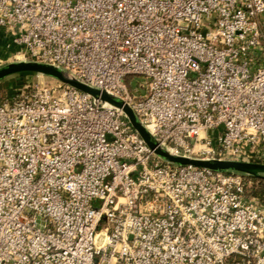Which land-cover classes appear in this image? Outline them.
I'll list each match as a JSON object with an SVG mask.
<instances>
[{
  "label": "built area",
  "instance_id": "2783aa9c",
  "mask_svg": "<svg viewBox=\"0 0 264 264\" xmlns=\"http://www.w3.org/2000/svg\"><path fill=\"white\" fill-rule=\"evenodd\" d=\"M0 32L169 152L264 164V0H0ZM253 185L58 82L0 101V264H264Z\"/></svg>",
  "mask_w": 264,
  "mask_h": 264
},
{
  "label": "water",
  "instance_id": "95a60500",
  "mask_svg": "<svg viewBox=\"0 0 264 264\" xmlns=\"http://www.w3.org/2000/svg\"><path fill=\"white\" fill-rule=\"evenodd\" d=\"M21 73H32L45 76L58 83L71 87L94 99L108 103L121 110L131 129L137 133L143 143L162 161L175 166H192L217 173H235L249 178L264 180V164L231 159H204L177 155L163 148L150 132L141 124L132 109L120 99L103 90L82 83L62 68L38 61L18 60L0 66V81Z\"/></svg>",
  "mask_w": 264,
  "mask_h": 264
},
{
  "label": "rangeland",
  "instance_id": "374dc122",
  "mask_svg": "<svg viewBox=\"0 0 264 264\" xmlns=\"http://www.w3.org/2000/svg\"><path fill=\"white\" fill-rule=\"evenodd\" d=\"M8 41L9 40L7 39H0V66L7 62L23 60L21 57L17 55L14 56L13 53L9 57L5 55L3 56L5 51L4 52L2 51L5 47L9 46L7 44ZM29 82L30 83L38 82L42 85H47V86L55 85L57 83L55 80L51 78L41 76L38 74L21 73L17 75H12L0 81V100L12 96V94L16 89L26 85ZM255 185H257V183Z\"/></svg>",
  "mask_w": 264,
  "mask_h": 264
},
{
  "label": "trees",
  "instance_id": "16d2710c",
  "mask_svg": "<svg viewBox=\"0 0 264 264\" xmlns=\"http://www.w3.org/2000/svg\"><path fill=\"white\" fill-rule=\"evenodd\" d=\"M251 180L253 181L254 186L251 187L248 192L250 193V195L256 197L260 201V203L264 205V180L261 181L254 178H251ZM256 183L257 185H255Z\"/></svg>",
  "mask_w": 264,
  "mask_h": 264
},
{
  "label": "crops",
  "instance_id": "0c3cea01",
  "mask_svg": "<svg viewBox=\"0 0 264 264\" xmlns=\"http://www.w3.org/2000/svg\"><path fill=\"white\" fill-rule=\"evenodd\" d=\"M0 39H7V38L2 37V33L0 32ZM7 40H9V41L7 42V44H8L9 46H7V47H5V48L3 49L2 52L5 51V53L3 54V56L5 55V56H8V57H9L12 53H13L14 56H15V53H16V51L18 50V47H17L15 44H13V43L11 42L10 39H7Z\"/></svg>",
  "mask_w": 264,
  "mask_h": 264
}]
</instances>
